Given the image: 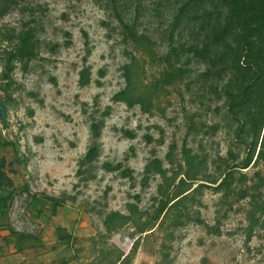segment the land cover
<instances>
[{
	"label": "rangeland",
	"instance_id": "obj_1",
	"mask_svg": "<svg viewBox=\"0 0 264 264\" xmlns=\"http://www.w3.org/2000/svg\"><path fill=\"white\" fill-rule=\"evenodd\" d=\"M120 1L139 42L112 0H0V160L18 191L8 222L38 237L33 249L50 264H264V162L238 169L228 191L211 184L248 152L229 113L241 74L219 60L241 31L221 41L193 15L180 20L189 0ZM220 2L201 9L216 18ZM27 34L32 59L22 55ZM205 41L220 45L214 64L196 54ZM127 67L150 112L114 100ZM85 69L91 83L82 87ZM106 112L100 153L85 162L91 126ZM34 195L61 199L64 215L37 216ZM114 212L130 222L109 231ZM68 231L67 247L58 239Z\"/></svg>",
	"mask_w": 264,
	"mask_h": 264
},
{
	"label": "trees",
	"instance_id": "obj_2",
	"mask_svg": "<svg viewBox=\"0 0 264 264\" xmlns=\"http://www.w3.org/2000/svg\"><path fill=\"white\" fill-rule=\"evenodd\" d=\"M16 0H2V2L14 3ZM219 0H189L178 13L180 20H191L200 22L203 32L211 30L215 38L224 41L233 30L239 29L241 35L238 36L236 48L229 45L227 52L219 59L227 72L229 68L241 74V80L237 85V93L231 97L229 113L241 124V134L246 137L242 138L247 145V157L240 164L234 165L227 169L221 182L215 181L212 185H217V191H228L232 188L236 180V171L238 169H249L252 165L256 166L259 162H264V0H221L219 11L216 18L209 11L202 10L208 2H218ZM120 0H112V12L119 22L127 29V32L135 42L139 39L134 36L133 31L125 24L123 15L124 8L118 7ZM226 8V9H225ZM140 9V8H139ZM222 9H225L222 11ZM196 18V19H195ZM23 42L29 47L23 51L22 55L28 59L34 57L35 46L28 44L31 40V34L23 37ZM220 45H211L204 42L200 48L195 49L198 57L207 62L214 64L218 55L214 53ZM232 64L229 65V60ZM230 67H229V66ZM127 87L124 91L115 96V101L125 103L128 106L140 105L145 112L152 110L151 100L143 93L134 92L135 77L131 67H127L126 73ZM91 83V72L85 69L81 73L80 85L86 87ZM0 117H2L0 115ZM109 117V112L103 113L101 121H96L91 126L92 138L95 144L91 146L84 158L85 162H93L100 153L98 141L102 136V129L105 126V120ZM131 136V135H129ZM249 137V140L247 139ZM248 140V141H246ZM260 144L259 150L258 145ZM8 146V145H7ZM257 155V157H256ZM256 158V159H255ZM6 160H0V230L8 234L2 237L5 244L14 243L17 252L22 253L26 249H33L35 244L40 243L38 237L16 231L8 222L10 219L11 204L17 195V187L14 181L5 172ZM153 168L158 172L161 171L160 162L154 161ZM151 166L147 167L150 172ZM162 172V171H161ZM182 184H185L183 181ZM26 191L27 187H23ZM180 193L173 201V206H178L184 195ZM247 197L246 192L241 193V199ZM31 203L37 210V216H47L49 218L57 217L60 209L65 207L61 199L50 196L32 197ZM164 207L158 217L165 213ZM50 213L47 215V213ZM130 222V217L121 213H111L106 220V227L109 231H116L125 227ZM215 234H221L219 230L212 229ZM253 233H250V237ZM13 237V238H12ZM62 242L71 243L72 237L65 236L60 239ZM126 259V258H125ZM63 264H68L64 262Z\"/></svg>",
	"mask_w": 264,
	"mask_h": 264
},
{
	"label": "crops",
	"instance_id": "obj_3",
	"mask_svg": "<svg viewBox=\"0 0 264 264\" xmlns=\"http://www.w3.org/2000/svg\"><path fill=\"white\" fill-rule=\"evenodd\" d=\"M64 209L65 207L63 209H60L59 214L57 215V217H54V219L56 218L59 219V216L62 217V215H64L62 214L65 211ZM58 225H59L58 226L59 228H60V225H63L67 228L65 224H60L58 222ZM68 233H69L68 236L72 237V241L70 243L72 244V242L75 241V237H74L75 235L69 231ZM61 238L62 237H60L58 241L61 242L62 244V241L60 240ZM63 244H65L67 247L68 245H70L67 242H63ZM0 264H50V262L48 261L47 255H44L41 253L39 254L34 249L33 250L26 249L24 252L19 253L15 249L14 243L7 245L2 241V243L0 242Z\"/></svg>",
	"mask_w": 264,
	"mask_h": 264
},
{
	"label": "water",
	"instance_id": "obj_4",
	"mask_svg": "<svg viewBox=\"0 0 264 264\" xmlns=\"http://www.w3.org/2000/svg\"><path fill=\"white\" fill-rule=\"evenodd\" d=\"M0 115L3 116L4 115V110L0 107Z\"/></svg>",
	"mask_w": 264,
	"mask_h": 264
}]
</instances>
